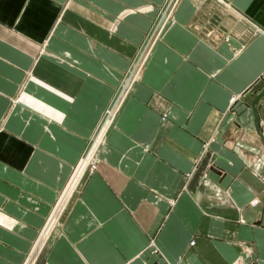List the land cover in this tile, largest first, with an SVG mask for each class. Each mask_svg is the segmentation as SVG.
Returning <instances> with one entry per match:
<instances>
[{
	"label": "crops",
	"instance_id": "crops-1",
	"mask_svg": "<svg viewBox=\"0 0 264 264\" xmlns=\"http://www.w3.org/2000/svg\"><path fill=\"white\" fill-rule=\"evenodd\" d=\"M167 1L0 0V264H264V0Z\"/></svg>",
	"mask_w": 264,
	"mask_h": 264
},
{
	"label": "rangeland",
	"instance_id": "rangeland-1",
	"mask_svg": "<svg viewBox=\"0 0 264 264\" xmlns=\"http://www.w3.org/2000/svg\"><path fill=\"white\" fill-rule=\"evenodd\" d=\"M170 1V2H169ZM178 0H168L167 1V5L165 6L166 8H165V10H169V9H171L172 8V6L174 5V3L175 2H177ZM170 5H171V8H170ZM156 35H157V33H156ZM152 38V37H151ZM151 38L149 39V40H151ZM148 44V43H147ZM147 44L146 45H144V47H143V49H142V51L140 52V56H139V59L141 60V61H144L143 59H144V57H145V55H146V53H147V51H148V46H147ZM142 65H143V63L141 64V67H142ZM131 67H132V65H131ZM130 72V71H129ZM131 73V72H130ZM133 73H134V79L137 77V75L139 74V72L137 71V67L135 68V70L133 71ZM263 75H264V72H263V74L261 75V78H263ZM131 82V78H129V80H128V84ZM126 88V87H125ZM121 91H123V90H121ZM124 92V94L126 93V91H123ZM124 97V96H123ZM117 98H118V96H117ZM119 98L121 99L122 97H121V95L119 96ZM120 99H117L118 100V102H119V100ZM116 101V100H115ZM114 101V103H113V105L111 106V108H109V110L111 111V113H112V115L114 116V114H115V112H116V109H117V107H118V105H119V103L118 102H115ZM117 103V104H116ZM109 111V112H110ZM106 114H107V112H106ZM106 114H105V116H106ZM107 117V116H106ZM110 117H112V116H109L108 118H110ZM107 118V119H108ZM114 118V117H113ZM106 119V118H105ZM106 119V120H107ZM104 120V119H103ZM113 120V119H112ZM111 120V121H112ZM107 122L108 121H103V127H105V126H107ZM96 137H97V135H96ZM100 139V137H98L97 138V140H99ZM102 141V140H101ZM100 141H98L97 143H99ZM96 143V144H97ZM96 144H95V148H93L92 149V153H93V150L94 149H97L98 147H96ZM92 153H90V155L92 154ZM92 156V155H91ZM91 156H88V157H86V155H85V157L81 160V162H80V165H79V167H78V171H79V173H78V171L77 172H75L74 173V175H73V177H72V179L71 180H73V182H74V187L76 186V184H77V182H78V180L80 179V177L82 176V174H83V172H84V170L86 169V166L89 164V161H90V159H91ZM90 163H92V162H90ZM79 175V176H78ZM78 179V180H77ZM67 191V190H66ZM65 191V192H66ZM69 196V195H68ZM59 205V207H63V199H60V201L58 202V204H57V206ZM56 206V207H57ZM55 207V208H56ZM63 209V208H62ZM62 209L61 210H59V214L61 213V211H62ZM44 229V228H43ZM39 239H41L40 237L39 238H37V240H36V242H35V244H34V246H33V248L32 249H35V246H36V243H37V241L39 240ZM40 242V241H39ZM37 249V248H36ZM34 260L35 259H32V261L30 260V256L29 257H26V259H25V261H24V263L23 264H33L34 263ZM31 261V262H30Z\"/></svg>",
	"mask_w": 264,
	"mask_h": 264
},
{
	"label": "bare ground",
	"instance_id": "bare-ground-1",
	"mask_svg": "<svg viewBox=\"0 0 264 264\" xmlns=\"http://www.w3.org/2000/svg\"><path fill=\"white\" fill-rule=\"evenodd\" d=\"M261 33H263L264 34V32H261ZM144 60V59H143ZM142 64V63H141ZM141 64H137V71L138 72H140V69H141ZM135 67V68H136ZM135 70V69H134ZM133 70V71H134ZM134 77V73L132 72V75H131V78H133ZM134 79V78H133ZM131 83V82H130ZM129 83V84H130ZM132 84V83H131ZM126 87H128V84L126 85ZM118 98H119V96H118ZM117 104V103H116ZM110 110H108V112H107V114H106V116L104 117V120L103 121H108L107 122V124L108 123H110V121L112 120V119H114L113 117V115H112V113H111V111L109 112ZM109 116H112V117H110V118H108ZM107 120H106V119ZM112 122V121H111ZM106 127L107 126H105V127H103V125L99 128V130H98V133H97V137H100V138H102V139H104V135H105V129H106ZM95 147V146H94ZM93 147V148H94ZM92 148V149H93ZM92 149L90 150V152L88 151L85 155H86V157H88V156H91L90 155V153H92ZM94 151V150H93ZM85 157V156H84ZM91 160V159H90ZM78 171V169L76 170V172ZM78 173H79V171H78ZM79 176V175H78ZM78 180V179H77ZM74 182H73V180H71L70 181V183H69V185H68V187H67V191L64 193V195L62 196V198L61 199H63V207H64V204H65V202H66V198L68 197V195L69 194H71L72 193V191H73V188H74ZM62 207V208H63ZM61 207H59V205L55 208V210H54V213H53V215H52V218H50L49 219V221H48V224H47V228L45 229V230H43V232L39 235V237L41 238V239H39L38 241H37V243H36V246H35V249L37 248V250L39 249V247H40V243L42 242V240L43 239H45L46 238V236L48 235V233L50 232V230H51V228L53 227V225L56 223V221H57V218H58V215H59V210H61L62 209ZM40 241V242H39Z\"/></svg>",
	"mask_w": 264,
	"mask_h": 264
}]
</instances>
